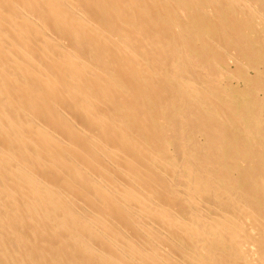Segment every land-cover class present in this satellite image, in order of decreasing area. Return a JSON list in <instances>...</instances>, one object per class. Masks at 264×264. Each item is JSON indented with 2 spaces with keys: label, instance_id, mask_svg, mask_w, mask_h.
I'll list each match as a JSON object with an SVG mask.
<instances>
[{
  "label": "bare ground",
  "instance_id": "obj_1",
  "mask_svg": "<svg viewBox=\"0 0 264 264\" xmlns=\"http://www.w3.org/2000/svg\"><path fill=\"white\" fill-rule=\"evenodd\" d=\"M0 264H264V0H0Z\"/></svg>",
  "mask_w": 264,
  "mask_h": 264
}]
</instances>
